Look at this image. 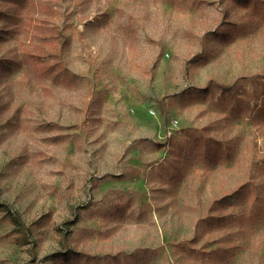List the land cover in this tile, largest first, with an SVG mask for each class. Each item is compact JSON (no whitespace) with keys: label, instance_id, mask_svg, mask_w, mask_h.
I'll list each match as a JSON object with an SVG mask.
<instances>
[{"label":"rangeland","instance_id":"obj_1","mask_svg":"<svg viewBox=\"0 0 264 264\" xmlns=\"http://www.w3.org/2000/svg\"><path fill=\"white\" fill-rule=\"evenodd\" d=\"M60 240L264 264V0H0V264Z\"/></svg>","mask_w":264,"mask_h":264},{"label":"trees","instance_id":"obj_2","mask_svg":"<svg viewBox=\"0 0 264 264\" xmlns=\"http://www.w3.org/2000/svg\"><path fill=\"white\" fill-rule=\"evenodd\" d=\"M189 62L192 65H194V64L200 63L201 61H200V59L199 60L196 59L194 61L192 60V62H191V60H189ZM219 86H220V88H219L220 91H222L224 93L230 92L231 94L238 93L241 89L239 83L236 81H234L230 84L220 83ZM224 198H226V197L224 196ZM7 213H8L10 221L15 225L19 234H22V233H24L25 235L27 234V238H28L29 227L26 229L25 225H23V223L20 221V219H19V217H17V215H15L13 213L9 214V212H7ZM25 230H27V232H25ZM59 242H60L62 249H60L59 251H56L55 255H51L50 258L56 264H79V260H81L79 255L77 253H75L74 251H69V249H67V245L65 244V241L60 240Z\"/></svg>","mask_w":264,"mask_h":264},{"label":"built area","instance_id":"obj_3","mask_svg":"<svg viewBox=\"0 0 264 264\" xmlns=\"http://www.w3.org/2000/svg\"><path fill=\"white\" fill-rule=\"evenodd\" d=\"M153 112V111H152Z\"/></svg>","mask_w":264,"mask_h":264}]
</instances>
